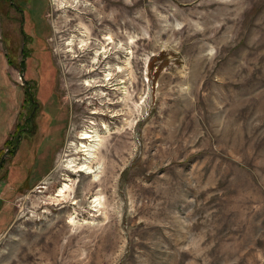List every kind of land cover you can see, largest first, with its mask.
<instances>
[{
  "label": "rangeland",
  "instance_id": "obj_1",
  "mask_svg": "<svg viewBox=\"0 0 264 264\" xmlns=\"http://www.w3.org/2000/svg\"><path fill=\"white\" fill-rule=\"evenodd\" d=\"M0 64V264H264V0H0Z\"/></svg>",
  "mask_w": 264,
  "mask_h": 264
},
{
  "label": "bare ground",
  "instance_id": "obj_2",
  "mask_svg": "<svg viewBox=\"0 0 264 264\" xmlns=\"http://www.w3.org/2000/svg\"><path fill=\"white\" fill-rule=\"evenodd\" d=\"M94 12H95V10H94ZM104 14H105V12H104ZM114 15H115V19H114V17H113V19L115 20V25H116L117 29L119 30L120 27H122L121 22H120L121 13H120L119 9L116 10V14H114ZM79 19H80V17H79ZM73 21L74 20H72L70 22L67 21L68 22L67 25H70V27L66 26L65 32L70 31V30H72V31L77 30L75 28L76 25H74ZM91 23H92V21H91ZM79 25H81V24H79ZM99 25H101V24H99ZM72 28H74V29H72ZM85 29H86V27H85ZM75 38H77V37L73 36L69 43L72 44V42L75 40ZM80 41L82 43L85 42L84 39H82ZM91 82L92 81L89 80V81H86L84 84L90 85ZM93 125L94 126H92L90 129H85L81 133V139L85 140L86 142L81 143V145L78 147L76 153L82 155L83 157L82 158L76 157V158L70 159V161L68 162V166H67L69 168V171H71L75 174H79V173L84 174V176L91 178V179L87 180V182H85V183L82 182L83 184L78 186L79 188L81 187V194H82L81 195L82 199L80 200V203H82L81 205H84V203L88 202L86 196L89 194V192L92 190V187L95 184L100 183L101 181H104V179H106L105 175L107 172H109V170H111V169L113 171L117 170V168L119 167V164L121 163L122 153L125 150L124 149V141L121 139V137L119 139L116 138L119 135H115V138L113 137V139L115 140V143H113L111 145L107 144V145H105V148H102L103 142H102V139L100 138L99 130L95 127L96 124L93 123ZM100 174H101V176H99ZM71 191H72V184L64 183L59 188L57 194L54 197H51V200L62 201L64 203L70 204L72 202H71L68 195L71 193ZM69 222L75 224L76 223L75 217L72 216L69 219Z\"/></svg>",
  "mask_w": 264,
  "mask_h": 264
},
{
  "label": "trees",
  "instance_id": "obj_3",
  "mask_svg": "<svg viewBox=\"0 0 264 264\" xmlns=\"http://www.w3.org/2000/svg\"><path fill=\"white\" fill-rule=\"evenodd\" d=\"M10 37H11V41H12V43L14 42V41H16L17 42V44H18V42H19V39L16 37V36H14V34H12V35H10ZM23 51H24V49L22 50V53H23ZM4 58L7 56V53H4ZM23 61V60H22ZM23 63V62H22ZM24 64V63H23ZM2 64H0V66H1ZM0 77H1V75H0ZM2 78V77H1ZM3 79V78H2ZM42 83V82H41ZM4 89V88H3ZM4 93H5V91H4ZM20 95H21V101L18 103V106H20L21 108L23 107V105L24 104H27L26 102L27 101H29L28 99H30V95H29V91L28 90H24L22 93H20ZM4 98V100H5V97H3ZM2 99V98H1ZM48 121V120H47ZM43 131H45L46 129H42ZM5 138V137H4ZM3 138V141H4V145L6 144V145H13V143H10V141L8 140V139H4ZM2 141V142H3ZM21 142H20V140H18L17 141V143L13 146V153H15L17 150H18V148H19V144H20ZM32 150V149H31ZM17 157V156H16ZM15 157V158H16ZM35 159H36V156L35 155H33V153L31 154V152H30V155H28V157L26 158V157H20V159L18 160V158H17V160H14L15 162V169L17 170L18 168H20V169H23V168H28V167H31V163L32 162H35ZM30 165V166H29ZM9 179H10V181H11V184H16L17 182H20V181H22V182H26V180H22L23 178L21 177V179H16L15 177H14V175L13 176H9ZM17 190L18 191H21L22 192V187L20 188V187H17ZM20 192V193H21ZM4 218H6V215H4V216H2V217H0V220H2V219H4ZM3 228V226L1 225V223H0V230Z\"/></svg>",
  "mask_w": 264,
  "mask_h": 264
},
{
  "label": "flooded vegetation",
  "instance_id": "obj_4",
  "mask_svg": "<svg viewBox=\"0 0 264 264\" xmlns=\"http://www.w3.org/2000/svg\"><path fill=\"white\" fill-rule=\"evenodd\" d=\"M14 4V3H13ZM14 8L18 11V12H20V8H19V5L18 4H14ZM21 15H22V17L20 18V20L18 21V22H16L17 24L18 23H20V25H22L23 26V24L25 25V21H24V19H23V14H22V11H21V13H20ZM21 29H23L24 30V28H22L21 27ZM21 32H22V36H23V34H24V32L21 30ZM22 49H23V47H24V44L22 43Z\"/></svg>",
  "mask_w": 264,
  "mask_h": 264
}]
</instances>
